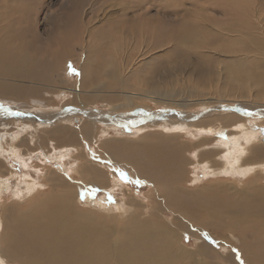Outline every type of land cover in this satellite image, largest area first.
Masks as SVG:
<instances>
[{"label":"rangeland","instance_id":"obj_1","mask_svg":"<svg viewBox=\"0 0 264 264\" xmlns=\"http://www.w3.org/2000/svg\"><path fill=\"white\" fill-rule=\"evenodd\" d=\"M19 1H11V3H17L18 5L15 4L17 6L23 3L27 6H21V11L25 14L27 12L26 19L23 18L25 21L23 26L21 28L16 26L17 29L21 30L20 32L25 31L26 37L25 39H14L13 37L8 40L7 44L3 42L0 45L4 44L2 45L3 48L6 45V52L15 49L20 54L27 55L24 56L27 60L28 57L37 58L36 62L39 66L42 65L40 63L43 60L46 61L45 64L52 62L51 68L47 70L50 78L46 82L21 78L20 81L23 84L29 87L35 85L39 92L26 93L21 101H18L19 104H10L11 102L0 98V123L2 118L6 119L5 121L12 120L13 113H17V118L21 120L20 114L24 117L32 111H39L37 117H41V112L46 115L55 109L57 112L60 111L61 116H63L65 112H68V109L86 108L82 112L75 110L74 113L67 116L74 115L75 120L67 118L64 121L70 120L68 123L73 122V125L79 126L85 121L84 117L94 121L95 114L102 116V118L105 117L104 114H107L116 116L118 121L122 120L118 122L112 119L113 123H105L106 125L100 126L99 132L105 126L111 130L109 133L100 134V140L97 144L91 142L86 144L85 150L89 152L91 157H98L99 151L102 155L108 154L105 150L98 149L100 142H103L106 137L110 142L122 141L127 144L126 149L124 143L118 142V147L123 151L121 155L123 154L128 160L135 159L137 156L147 160L150 156H154L153 154L158 153V149L154 147V145L159 144H156L157 141H173L183 147L187 157L181 185L185 189L188 187L191 190H197L196 192L204 189L209 192L217 191L225 194L227 198L235 197L231 202L237 201L239 190L246 189L249 185L252 187L251 189L257 188L261 191L264 189V176L257 164L264 162V158L256 157V159L254 154L248 158L245 156L242 161L244 168L248 167V164H255V167L257 164L258 167L253 168L248 177H242L238 171L234 170L235 166L228 165V160L224 154L225 150L222 147L223 137L226 135L224 127L231 130L233 124L246 122L241 124L250 123L256 127L258 123L264 129V103L258 98L255 89L252 88V83L248 80H239L233 76L225 75L228 61H232L231 70L233 72L232 63L242 72H244L243 68L248 69L250 66V63L247 62L243 67L242 62L226 58L224 54L231 52L226 48L227 45L233 46V50L245 48L233 41L234 39L228 38L227 32L220 30V27L226 25L229 19L221 16L220 12L235 7V0ZM21 8L17 7L16 9ZM243 8L246 7L243 6ZM125 11L128 16L124 15ZM113 13L116 14L115 17L113 20H109L108 16ZM182 18L183 20H181ZM190 20L197 24L198 29L194 30L197 31V40L206 39L210 41V48L190 50L188 46L176 45L173 48L168 46L151 50L149 43L154 38L149 36L150 33L162 37L168 34L175 35L181 28L182 21ZM111 32L116 36L117 41L110 44V41L105 38L107 35L104 36V33L110 34ZM236 45L237 47H235ZM102 49L108 50L107 55L101 53ZM119 49L122 51L116 52ZM125 50L133 51V56L128 59L129 56L125 54ZM121 52L123 53L121 54ZM111 61L119 62L118 68L114 72H111L114 69ZM14 78L16 79V77ZM93 80L95 81L94 85L99 88L106 85L109 88H120V86L126 85V90L121 89L123 91L119 93L121 95L120 100L115 99L112 102L104 100L106 98H103L102 94L105 93L102 92L100 97H96L97 99L88 103H81L78 96L82 97L90 91L89 85ZM84 81L86 84L88 83V86L81 89L80 92L77 91L75 88L81 87ZM12 82H19V78L10 83ZM94 85L91 88L97 90ZM13 96L12 94L9 97L11 101L13 98L16 99V96ZM33 99L43 100L45 103L40 102V105L35 103ZM112 110L113 112L110 113ZM91 111L95 114H90ZM208 113H211V116H206L209 115ZM137 115H142V117H135ZM95 117L100 118L99 116ZM48 118H43L44 121L42 122H48ZM34 121L32 118L31 120H22L21 122L24 124L13 123L14 121L13 124H0V132L8 137L17 131L20 136L28 133L24 125L29 128V124H36ZM39 121L36 122L44 127L45 123ZM157 122H168L169 125L173 126L169 129L170 131L163 129L154 131V124ZM193 122L200 125H188ZM179 123H187V128L185 126V129L181 130L176 128L175 125H179ZM211 126H216L214 127L215 131L210 132L205 129L206 127L211 129ZM114 135H121V137ZM35 137L38 136H34L33 139V145L36 147L38 138ZM150 141L154 143L151 144ZM217 146H221L222 149ZM73 150L78 151L77 148ZM4 151H8L6 145L3 151L0 149V155L5 158L0 164V181L8 179L10 185L8 188L2 189L0 219L3 217V212L10 207L20 211L27 209L28 205L37 201L39 196L37 191L47 188L45 186L42 189L39 186L32 194L25 185V177H23V175L29 174L38 181L42 182L43 179L44 182L46 173L40 172L39 169L44 166L46 158L50 165L59 164L57 166L62 167L61 164H64L67 173L74 166V161L71 158L61 163L57 159L61 154L58 153L59 151L47 157L42 151L36 150V156L32 159L22 155H19L20 157L10 156ZM48 151H50L49 148ZM216 154L217 157H215ZM8 156L10 159H6ZM202 156L207 158L203 159ZM106 161L108 163L105 164L107 166L104 169L106 170L104 186L81 188L77 185L80 190L75 198L76 207L84 212L90 210L98 219L101 220L102 218L105 224H110L107 226L113 227L128 221L131 210L135 209L141 220L152 223L151 228H148L149 230L157 234L166 232L173 239L179 240L178 243L186 249L182 255H179L181 264H246L244 256L237 249V235L231 236L227 231L223 234L215 231L213 225L206 223L208 214L204 209H193L191 220L187 218L185 225H180L176 220L173 207L166 206L163 202L164 197L171 201L176 192L169 194L170 187L162 184L158 188L149 178L138 176L135 169L127 165L126 161L122 166L114 161L109 164L107 159L103 162ZM24 162L28 163V166ZM213 167L218 169L217 172L213 170ZM225 168H228V172ZM10 172H15L17 177L16 175H14L15 177L11 176ZM74 178L79 179V175L75 174ZM21 190H26L29 193H21ZM240 200L244 204H252L251 211L248 213L250 216L246 219L247 228L256 225L260 228L264 227V215H256L257 210L264 212V198L249 195L248 199L246 197ZM240 214L243 215V213ZM222 218L228 221L227 225L231 224L229 215L224 214ZM176 231L178 232L177 235L175 234ZM176 250L177 242L174 246V253ZM4 261H0V264H14Z\"/></svg>","mask_w":264,"mask_h":264},{"label":"bare ground","instance_id":"obj_2","mask_svg":"<svg viewBox=\"0 0 264 264\" xmlns=\"http://www.w3.org/2000/svg\"><path fill=\"white\" fill-rule=\"evenodd\" d=\"M11 1L17 2L19 0H0V41L3 40L0 43L5 42L7 44L8 40L13 37L14 39H25L26 37L24 34L25 31L20 32L21 30L16 27L19 26L21 28L25 22L23 18L25 17L26 19L27 12L25 14L21 11V6L24 7L25 5L21 3L19 4L20 6H17V3L12 4ZM234 4H236L235 7L220 12L221 16L229 18L226 25L223 27L221 26L220 30L227 32L228 38L234 39L233 41H236L245 48L242 50L239 48V50H233V46L231 47L230 45H227L226 48L231 52L224 54L226 55V58L228 57L232 58L234 61L242 62L243 67L247 62L250 63L251 68L250 66V69H246L245 67L243 68L244 72H242L241 69H237L232 63L233 72L231 70L232 61H228L225 68V75L233 76L239 80L250 81L258 98L264 103V0H235ZM243 6L246 8H243ZM17 7H20L21 9L17 10ZM115 15L116 14L113 13L111 16H108V19L113 20ZM124 15L128 16L126 11ZM181 20H183V18ZM145 21H147V19ZM181 24V28L178 29V33L175 35L168 34L162 37L157 34L151 35L150 33L149 36L154 38L150 43L148 42L151 50L168 46L173 48L176 45L188 46L190 50L210 48V41H207L206 39L203 41L197 40V31L194 30L196 28L198 29V27L195 22L192 20L182 21ZM97 29L100 30V28ZM104 36L110 41V44L117 41L116 36L112 32L110 34L104 33ZM2 45H0V98L11 102L10 104H19L18 101H21L26 93L39 92L35 85H30L29 87L28 85L23 84L20 79L31 78L43 82L48 81L50 74L47 70L51 68L52 62H50V64H45L46 61L43 60L42 63L39 62L42 64L39 66L36 62L37 58L31 59V57H28L29 59L27 60L24 57L27 55L20 54V52L15 49H9L10 51L6 52V45L4 48ZM235 47H237V45ZM119 51H122V49H119L116 52ZM123 52H121V54ZM132 52L133 51L131 50H125V54L129 56L128 59L133 56ZM101 53L107 55L108 50H103ZM16 54L22 56L18 57ZM20 58L22 59L20 60ZM111 63L114 65V69H112L111 72H114L118 68L119 62L111 61ZM126 63L128 62L126 61ZM98 71L100 70L98 69ZM14 77H16V79L19 78V82L10 83L12 80H16ZM94 80L91 81L89 85L90 91L85 93L82 97L80 95L78 96L81 103H88L97 99L96 97H100V93L102 92L105 93L102 94L103 98H106L104 100L110 102L115 101V99L120 100L119 98L121 95H119V93L123 91L121 89L126 90V85L120 86V88H109L107 85L99 88L94 85ZM93 85L97 90L91 88ZM86 86H88V83L86 84V81H84L81 87L75 89L80 92V90L84 89ZM12 94L16 96V99L13 98L11 101V98L9 97ZM33 100L35 103L39 104L40 102H44L43 100ZM71 106L73 105L71 104ZM11 108L13 107L11 106ZM85 109L71 108L70 110L68 109V112H65L63 116H61L60 111L57 112V110L54 109L50 111L49 114L46 113V115L41 112V117H37L39 111H30L31 113L24 117L20 114L21 120L17 118V113L12 114L14 117H12V120L5 121L6 119L2 118L1 125L22 123V120H31L32 118H34V122L36 123L29 124V128L24 125L28 133L20 136L17 131L10 134L8 136L9 138L0 132L1 151L4 150L5 145L8 147V151H4L5 154L10 156L16 155L18 157H20L19 155H22L32 159L36 156V150L42 151L47 157L53 155L56 151H59L58 153L61 154L57 159H59L61 163H64L65 160L71 158L74 161V166L71 167L68 171L69 173H67L64 164H61L62 167L57 166L59 164L56 166L50 165L46 158L45 163L43 164L44 166L39 169L40 172L46 173V183H44L45 181L43 182V179L42 182L38 181L35 178H32L29 174L27 176L23 175V177H25V185L31 190L30 193L33 194L39 186L42 189L45 186L47 188L45 190L39 188L40 191H37L39 200L37 199V201H35L36 203L33 202V204L28 205L27 209L20 211L10 207L3 212V217L0 219V261L5 260L6 262H13L14 264H181V258L179 255H182L186 249L178 243L179 240L173 239L166 232L157 234L156 232L149 230L148 228H151L152 223L141 220L139 213L135 209L131 210V215L128 221L126 220L124 224L113 227L107 226L110 224H105L102 218L101 220L98 219V217L90 212V210L84 212L82 209L76 207L75 198L77 197V194H79L80 186L81 188H100L104 186V178L106 175V170L104 169L107 166H105V164L108 162L103 161L107 159L109 164L114 161L115 163L118 162V165L121 166L124 164V161H126L125 163L127 165L132 166L131 168L135 169L138 176L149 178L156 184V186H158V188L161 187L160 185L162 184L163 186L170 187L169 194L176 192L171 201L167 200L169 198L164 197L163 202L166 206L173 207L176 220L180 225L184 226L187 218L191 220L193 209H204L208 214L205 221L207 224L213 225L215 231L220 234L227 231L231 236L237 235V249L244 256L246 264H264V227L260 228L256 225L247 228L246 219L250 216H248V213L251 211L252 204L247 205L240 200L246 197L248 199L249 195L253 197L261 196L264 198V189L262 191L257 188L251 189L252 187L250 185L246 187V189L242 188L239 190L237 194L239 197L235 202H231L235 197L227 198L225 194L217 191L209 192L204 189L196 192L197 190L194 191L188 187L185 189L181 185L183 181L182 173L184 171L186 164L185 159L187 157L184 154L183 147L173 141H157L156 144H159L154 145V147L158 149V153L156 155L153 154L154 156H150L147 160H143L139 156L135 159L128 160L123 154L121 155L123 151L118 147L119 143L122 141H118L119 143L110 142L108 137H106L103 142H100L98 149L101 148L108 154L102 155L99 151L98 157H91L89 152L85 150L86 144L90 142L97 144L100 140V134L103 135L109 133L111 130L105 126V128L99 132L100 126L102 127L103 125L111 124L113 123L112 119L117 120V118H115L116 116H110L107 114H104L105 117L102 118V116L91 111L92 113L90 114H95V116H99L100 118L94 116L95 120L92 121V119L84 117L85 121L79 126L73 125V122L68 123L70 120L64 121L67 118L75 120L74 115L70 117L67 116L74 113L75 110H77V112H82ZM112 112L113 110L110 111V113ZM65 116L66 118H64ZM139 116L142 117V115ZM139 116L137 115L135 117ZM206 116H211V113ZM43 118H48V122H42L44 121ZM37 120H40V123H45V126L42 127V124L40 125L36 122ZM241 123L246 122H237L236 124H233L231 130H229V128L227 129V127L220 126L224 127L226 133L225 137H223L222 147L225 150L224 154L228 160V165L235 166L234 170L238 171V174L242 177H248L251 170L259 166L264 176V162L257 163L258 166L256 164V167L255 164H251L252 166L248 164V167L246 168L242 166V161L245 156L248 158L251 154H254L255 158H264V129L258 123H255L256 127H253L250 123ZM36 125H38L37 128ZM186 125L187 123H179V125L176 124L175 127L181 130L183 128L185 129ZM188 125L193 126L200 124L193 122ZM172 126L173 125H169L168 122H157L154 124L153 129L154 131H161V129L170 131L169 129L172 128ZM214 127L216 126H211V129L206 127L205 129L211 132L212 130L215 131ZM30 128L36 130H30ZM21 130L25 129L22 128ZM206 134L208 135V133ZM34 136H38L36 147L33 145ZM118 137H121V135ZM150 143L153 144L154 142L150 141ZM125 145L127 149L128 146L127 144ZM54 147H57L58 149ZM217 147L221 148V146ZM48 148L50 151H48ZM74 148H77L78 151L75 152L73 150ZM202 157L203 159L207 158L206 156ZM215 157H217V154ZM6 159H10V157L8 156ZM4 160L5 158L0 155V164H2L1 162ZM225 165L227 166V164ZM26 166H28V163H26ZM225 169L226 171L228 170V168ZM213 170L217 172L218 169L216 170V168L213 167ZM10 173L11 176L16 175L15 172ZM211 173L213 174V172ZM75 174L79 175V179L77 178L76 180L74 178ZM9 185L10 183L8 179L0 181V199L3 193L2 189L8 188ZM77 185H79V187ZM22 186L24 185L22 184ZM48 188L50 190H47ZM21 193L26 194L29 192L21 190ZM240 213H243V215ZM224 214L229 215L230 225H227L228 221H225L222 218ZM256 215L263 216L264 212L257 210ZM175 234L177 235L178 232L176 231ZM176 242L177 250L174 253Z\"/></svg>","mask_w":264,"mask_h":264}]
</instances>
